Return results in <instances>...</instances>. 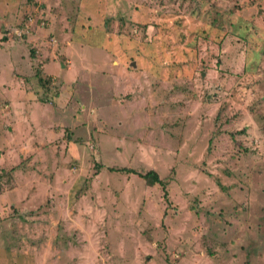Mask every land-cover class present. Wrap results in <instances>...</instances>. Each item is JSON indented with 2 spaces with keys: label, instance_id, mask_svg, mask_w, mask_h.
<instances>
[{
  "label": "rangeland",
  "instance_id": "374dc122",
  "mask_svg": "<svg viewBox=\"0 0 264 264\" xmlns=\"http://www.w3.org/2000/svg\"><path fill=\"white\" fill-rule=\"evenodd\" d=\"M0 264H264V0H0Z\"/></svg>",
  "mask_w": 264,
  "mask_h": 264
},
{
  "label": "trees",
  "instance_id": "16d2710c",
  "mask_svg": "<svg viewBox=\"0 0 264 264\" xmlns=\"http://www.w3.org/2000/svg\"><path fill=\"white\" fill-rule=\"evenodd\" d=\"M34 76L36 78V83L38 84V86L42 89V90H46V91H49V78H44L42 75H41V71L40 70H37L35 73H34ZM49 87V88H48ZM53 95H56L55 92H53ZM45 96V94L43 95ZM37 100L41 101V102H46V101H49V100H46L44 98H37ZM51 101V100H50ZM108 170H111V171H117V172H125V173H135L132 169H129V168H125V167H120V168H111L109 167ZM146 184L148 185H152L154 183H159L163 186V182L158 178L156 172L154 170H147L146 172H144L143 174H140L139 175Z\"/></svg>",
  "mask_w": 264,
  "mask_h": 264
}]
</instances>
